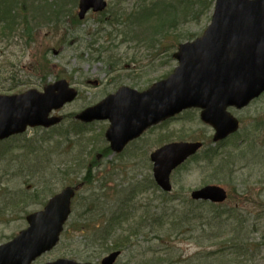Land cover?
<instances>
[{
    "label": "rangeland",
    "instance_id": "1",
    "mask_svg": "<svg viewBox=\"0 0 264 264\" xmlns=\"http://www.w3.org/2000/svg\"><path fill=\"white\" fill-rule=\"evenodd\" d=\"M107 1L105 12L84 20L79 0L0 1V22H8L0 23V95L43 90L61 78L79 91L56 111L60 125L0 143V244L26 229L27 216L65 186L84 183L60 243L34 264L61 258L101 264L119 247L115 264H264V95L235 110L241 129L221 143L213 142V130L195 109L150 129L120 154L105 138L108 121L82 127L74 118L124 85L151 86L176 66L177 44L194 40L210 23L207 9L195 18L176 0L178 22L155 21V29L180 22L176 33L151 36L149 25L129 33L110 24L109 15L130 12L138 0ZM11 7L22 10L19 24L2 12ZM165 139L205 143L172 174L171 193L154 187L150 160ZM209 184L227 189L229 198L191 200L194 189Z\"/></svg>",
    "mask_w": 264,
    "mask_h": 264
},
{
    "label": "water",
    "instance_id": "2",
    "mask_svg": "<svg viewBox=\"0 0 264 264\" xmlns=\"http://www.w3.org/2000/svg\"><path fill=\"white\" fill-rule=\"evenodd\" d=\"M106 6L105 0H81L79 16L84 18L90 9L102 11ZM175 56L180 64L169 78L145 92L123 87L85 109L78 118L86 122L109 119L107 138L116 152L151 125L193 106L203 108L202 119L214 126L216 140L235 132L239 122L227 107H243L264 91V0H216L205 34L181 45ZM76 96L77 91L65 79L47 86L44 92L0 96V140L26 131L28 126L59 123L60 117L49 114ZM200 145L175 143L152 155L155 178L164 190H171V171ZM74 194L75 190L67 187L45 210L30 215V227L0 245V264H30L52 249L71 211ZM193 197L223 202L227 193L222 187L208 185L195 191ZM119 254L112 253L103 264H113ZM46 264L93 263L60 259Z\"/></svg>",
    "mask_w": 264,
    "mask_h": 264
},
{
    "label": "trees",
    "instance_id": "3",
    "mask_svg": "<svg viewBox=\"0 0 264 264\" xmlns=\"http://www.w3.org/2000/svg\"><path fill=\"white\" fill-rule=\"evenodd\" d=\"M146 1V0H143ZM148 1V0H147ZM152 6L149 7L150 2H145L143 3L142 1L137 2L135 5V8L138 7L139 12L138 15L136 16V20L137 23L134 22L133 20V15L135 13V9H133L132 11H130L129 13L124 12V13H119L116 15H111V21L110 24H118L121 26H125V29L128 30V32L130 33V29L135 27V26H141L144 25L145 27V23H147L148 19L150 16L157 18V20H159L160 22H163L164 24H170V23H176L178 22V18L173 14L175 11V6L171 1H176V0H150ZM182 2H184V8L183 11L185 10H191L193 12L194 17L198 18L200 17L203 12L206 10L208 11L207 13V17L210 18V13L212 11V7L214 4V0H181ZM182 2H175L176 5L182 3ZM191 5H190V3ZM173 5V6H172ZM187 17V15L185 14L184 18ZM180 25V22L178 24H175V26H170L167 28H165V26H161L158 29H155V25L151 28L145 29V31H149L150 35L153 36V34H158V35H162L161 33H166L165 35L171 34L172 32H177L178 27ZM128 32L125 33V35H128ZM136 37V36H133ZM106 228V226H105ZM109 250V248H108ZM232 257V255H230ZM235 258V256H234ZM247 264H252V262L250 261Z\"/></svg>",
    "mask_w": 264,
    "mask_h": 264
},
{
    "label": "bare ground",
    "instance_id": "4",
    "mask_svg": "<svg viewBox=\"0 0 264 264\" xmlns=\"http://www.w3.org/2000/svg\"><path fill=\"white\" fill-rule=\"evenodd\" d=\"M193 107H195V106H193Z\"/></svg>",
    "mask_w": 264,
    "mask_h": 264
}]
</instances>
